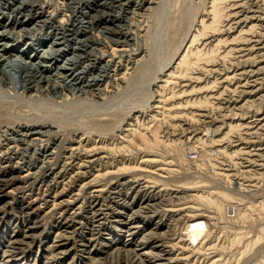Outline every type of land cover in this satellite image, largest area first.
<instances>
[{
	"label": "rangeland",
	"instance_id": "374dc122",
	"mask_svg": "<svg viewBox=\"0 0 264 264\" xmlns=\"http://www.w3.org/2000/svg\"><path fill=\"white\" fill-rule=\"evenodd\" d=\"M215 1L0 0V264H264V0Z\"/></svg>",
	"mask_w": 264,
	"mask_h": 264
},
{
	"label": "bare ground",
	"instance_id": "6f19581e",
	"mask_svg": "<svg viewBox=\"0 0 264 264\" xmlns=\"http://www.w3.org/2000/svg\"><path fill=\"white\" fill-rule=\"evenodd\" d=\"M45 1V0H44ZM89 1V0H88ZM94 1V0H93ZM101 1V0H100ZM117 1V0H116ZM218 0H216L215 2H217ZM215 2H213V6H214V3ZM101 3V2H100ZM103 5V4H102ZM90 6V5H89ZM95 6V5H94ZM102 7V6H101ZM95 9V8H94ZM85 14V13H84ZM214 17V16H213ZM202 28V29H201ZM199 30H198V32H196L195 34H194V37H193V39H191V41L192 40H194L199 34H201V33H203L204 32V29H206V28H210V22H208V23H206V22H204L203 21V23H202V27H201ZM205 33V32H204ZM190 42V41H189ZM190 48V47H189ZM195 49V48H194ZM199 49V48H198ZM198 49H196V54H199V53H197L199 50ZM202 50V49H201ZM189 52V51H188ZM200 52V51H199ZM201 53V52H200ZM206 54V53H205ZM207 56L209 55V54H206ZM189 54H187V52H184L182 55H181V58H180V60L178 61V63H181V62H184V64H185V66H184V68L185 69H187L188 67H189V65L191 64H196L197 63V61H198V59H200L199 57H196V60H191L189 57ZM206 57V56H205ZM178 58V59H179ZM207 59V58H206ZM196 62V63H195ZM182 65H183V63H182ZM179 66H180V64H179ZM205 66V65H204ZM120 119V118H119ZM35 128V127H34ZM36 130H38V129H36ZM28 131V130H27ZM36 132V131H35ZM39 132V130L37 131V133ZM27 133H29V132H27ZM26 133V134H27ZM32 133V132H31ZM33 133H34V130H33ZM25 134V135H26ZM39 134H40V132H39ZM46 134V133H45ZM27 136H29L28 134H27ZM33 136V135H32ZM35 137V136H34ZM33 137V138H34ZM36 139H37V136L35 137ZM155 138V137H154ZM30 140H31V138H30ZM240 149V148H239ZM223 150V149H222ZM238 151H240V150H238ZM237 154V153H236ZM221 192V191H220ZM222 192H224V191H222ZM226 192V191H225ZM228 194V196L230 197H232L233 195L231 194V193H227ZM224 196V195H223ZM225 196H226V194H225ZM227 196V197H228ZM225 198V197H224ZM63 202V201H62ZM238 205V203L236 202V201H234V200H229L228 201V204H227V209H228V214H230V215H234V213H236L235 212V210H236V206ZM239 206V205H238ZM230 207H231V209H230ZM239 207H241V206H239ZM232 210V212H230ZM232 213V214H231ZM205 230H206V227H205V224H204V222L202 221V220H198V221H195L192 225H191V228H190V230L187 232L188 234H189V236L192 238V237H194V238H196V240L197 239H199V238H201L204 234H205ZM61 245V244H60Z\"/></svg>",
	"mask_w": 264,
	"mask_h": 264
},
{
	"label": "built area",
	"instance_id": "2783aa9c",
	"mask_svg": "<svg viewBox=\"0 0 264 264\" xmlns=\"http://www.w3.org/2000/svg\"><path fill=\"white\" fill-rule=\"evenodd\" d=\"M230 209H231V207H230ZM230 212H232V210H231ZM231 214H232V213H231Z\"/></svg>",
	"mask_w": 264,
	"mask_h": 264
}]
</instances>
